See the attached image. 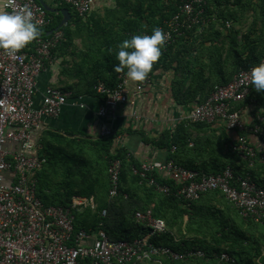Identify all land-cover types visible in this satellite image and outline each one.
Segmentation results:
<instances>
[{
    "label": "built area",
    "instance_id": "2783aa9c",
    "mask_svg": "<svg viewBox=\"0 0 264 264\" xmlns=\"http://www.w3.org/2000/svg\"><path fill=\"white\" fill-rule=\"evenodd\" d=\"M57 1L69 5L82 19L88 17L95 4L94 0ZM25 4L32 9L33 19L40 22V29L47 30L53 25L54 16L38 0H6L3 11H15ZM207 5V0L182 1L177 12L164 22L162 29L167 37L163 48L174 45L190 32L202 34L212 20V15H207ZM226 26L230 27L229 22ZM64 40L65 33L59 29L38 38L32 53L22 49L15 56H8L0 51V264H140L160 263L161 257L171 262L205 258L204 251L198 248L179 252L154 245L151 237L165 233L167 227L163 220L153 218L150 211L137 212L135 216L149 229L147 234L134 241L114 240L102 229H77L75 213L84 208L95 209L93 199L71 202L68 206H46L39 198L37 175L43 162L33 154L37 149L32 137L34 129L42 119L57 117L68 103L85 106L81 96L48 87L41 108L34 109L37 79ZM253 66L240 69L230 82L217 86L207 99L197 102L182 121L186 126L221 123L228 132L236 133V138L227 146L228 151L236 154L248 168L254 167L257 159L264 164V154L259 155V149L251 141L252 137H257L264 143V118L260 116L256 100L259 92L250 83ZM118 79L114 87L102 82L94 87L103 97L97 115L104 121H114L118 108L138 97L149 82L145 79L131 87L124 72ZM247 110L251 113L250 122L244 118ZM101 134L104 138L115 135L110 126H103ZM9 143L19 144L22 152L6 150ZM156 163H143L139 169L134 168L133 173L157 192L173 194L188 204L208 193L219 192L244 220L264 223V186L248 171L238 175L228 165L222 172L208 174L187 169L174 160L154 166ZM4 173L13 175L12 183L4 182ZM121 173L122 161L111 160L108 168L110 202L120 194ZM157 176L173 181L176 189L172 191L169 185L160 184ZM106 215L104 210L102 217ZM214 257L223 263L231 261L226 253Z\"/></svg>",
    "mask_w": 264,
    "mask_h": 264
},
{
    "label": "crops",
    "instance_id": "0c3cea01",
    "mask_svg": "<svg viewBox=\"0 0 264 264\" xmlns=\"http://www.w3.org/2000/svg\"><path fill=\"white\" fill-rule=\"evenodd\" d=\"M5 1L0 0V11H3ZM40 1L52 10L50 13L55 16L60 14L63 20L61 11L64 9H58L60 2L57 0ZM94 1L91 13L83 21L94 26L98 23L99 28L76 29L73 27L71 41L66 42L65 37V43L63 42L53 52L52 60L46 62L45 70L37 79L34 109L41 108L48 87L72 92L74 95L77 93L76 96H81L82 103L85 105L82 108L68 103L63 106L57 117L42 119L39 127L34 129L32 137L37 149L33 154L39 158L43 157L44 159L40 158V160L47 165L43 174L41 195L43 194L47 201L54 203L57 202V195L65 196L68 189L64 186L66 177L61 174V171L63 173L62 164H66L70 158L69 162L75 165L73 159L75 156H81L80 150L88 151L91 143L104 138L101 134L103 126H110L115 133L114 136L107 137L113 141L112 153L124 148L140 165L147 162L174 160L187 169L205 173H215L224 165L232 163L236 170L243 169L244 163L231 154L227 147L228 143L236 138V133L228 132L221 123L188 125L184 131L186 142L183 146L169 148L158 144L159 140L164 137L163 135L170 136L174 133L178 124L182 123L183 119L193 111L197 102L207 99L217 86L224 85L221 83L226 84L232 80L235 75L232 71L233 67L227 71L224 67L226 56L222 53L223 40H227V45L230 44L233 34L226 35L225 30H222L218 24H214L213 29L199 35L190 32L183 38L182 45L175 46L178 48L176 52L180 53L182 59L180 65L177 66L174 63L172 68L165 67L169 57L162 59L160 64L152 68L147 76L146 79H149V82L145 85L143 92L134 100L131 99L128 104L120 106L114 121H104L97 115L103 97L97 93H87L90 83L97 80L98 83L102 82L97 79L99 77L93 71L96 68L95 62L105 61L102 55H97V52L100 49L105 50L109 43H112L109 39H112L115 33L121 32L122 23L132 18L134 6L138 0ZM163 3L168 5L169 2L162 0L160 4ZM45 31L46 29H40L39 38L46 34ZM217 37L221 44L212 48L210 45ZM36 41L26 46L23 51L28 54L32 53L36 47ZM186 51L188 54L183 56L182 53ZM236 63L237 61L234 60L233 66ZM128 82L131 87L135 84L129 79ZM261 94H264V90L257 93V95ZM244 118L246 122L251 121V113L248 110ZM180 135L183 136L182 133ZM251 141L257 148L264 147V143H261L257 137H252ZM5 148L12 152H22L19 144L15 143H9ZM26 154L31 155L32 153ZM56 171L59 172L56 173ZM3 178L7 184L14 180L11 173H4ZM94 195L101 194L95 192ZM94 195L82 197L75 194L71 202H85L93 199L96 204ZM148 197L147 194L138 190V203H144ZM150 200L154 205L156 199L151 198ZM223 202L221 197L211 194L203 197L197 207L203 212L210 208L224 210ZM188 219V216H185L182 227L183 235L169 228L171 233L165 232L170 236L173 244L191 242L195 238L203 239L186 230L185 225Z\"/></svg>",
    "mask_w": 264,
    "mask_h": 264
},
{
    "label": "trees",
    "instance_id": "16d2710c",
    "mask_svg": "<svg viewBox=\"0 0 264 264\" xmlns=\"http://www.w3.org/2000/svg\"><path fill=\"white\" fill-rule=\"evenodd\" d=\"M161 1V0H160ZM182 1L178 0L175 3L168 5L158 4L159 0H139L134 6L132 18L124 21L121 27L120 33H115L112 39H109L112 43H109L107 48L102 51L100 49L97 55H102L104 62H95L96 68L93 69L95 73L103 83L109 87H114L119 82V75L122 73H116L113 71V65L117 64L115 56L118 51V46L124 39H128L133 35L138 34H151V30L155 27H164V22L168 21L178 10V6L182 4ZM217 3L219 0H216ZM222 1V0H220ZM207 15H215L218 19V26H223L222 15L215 9V5L212 4L211 0H207ZM221 3V2H220ZM220 6V5H219ZM58 9H67L71 14V19L61 30L65 33L66 42H70L73 38V30L88 27V23H84L83 19L80 18L73 9L64 3H61ZM50 13V12H49ZM52 14V13H50ZM54 16L53 25L47 29L42 36L48 35L49 31L55 30L59 27L62 20V16L59 14ZM225 23V21H224ZM75 33V32H74ZM250 34L253 35L251 32ZM256 39L251 43L244 45L240 52L235 51L233 53L234 60L237 61L233 66V74H236L240 69H247L259 63L264 57V9L261 15V29ZM249 39V34L246 40ZM183 38L168 47L162 49L159 60L153 65L156 68L157 64H160L162 59H167L174 49L175 46L182 45L180 41ZM65 43V42H64ZM107 45V43L105 44ZM244 55V57H243ZM106 74V76H105ZM232 74V75H233ZM231 75V76H232ZM98 84V80L89 84L87 93H96L95 86ZM225 84V83H221ZM227 84V83H226ZM77 95V93H75ZM259 110L264 112V94L256 95ZM264 115V113H263ZM187 128L186 123H179L174 133L170 136L167 134L159 140L158 144L168 146L169 148L179 145H184L186 137H184V131ZM264 129V124H263ZM182 133L183 136L180 135ZM112 139L102 138L100 141L90 144L88 150L95 160L91 161L85 156L88 151L80 150L81 156L74 157L73 161L76 165L73 168L71 159L69 158L66 164H62L63 176L66 177L64 184L65 188L68 189L65 196L60 194L56 196L57 202H49L41 193L43 192V174L45 172V165L37 175L38 178V196L46 206H68L71 203V198L75 194L80 196L90 197L95 192H99L101 195L95 196L96 208H84L80 212H76L77 229L83 228L86 230L96 231L98 229L104 230L111 239L123 240V241H134L135 239L141 238L147 234L149 230L145 225L139 223L135 216L137 212L150 211L151 215L155 219L163 220L167 227V233L175 230L180 235H183L184 218L188 216L186 222V230L196 234L197 237L203 238L202 240L196 239L191 242H183V244H173L170 240V236L167 233L160 235H154L150 241L157 246H167L175 251L184 252L190 249H201L205 253V258L195 259L185 262H171L165 257H161L160 263L157 261H146L144 263L149 264H264V236L251 237L248 235L249 227L257 231L260 227L264 229V223L258 224L251 220H244L232 205L225 199V197L219 192H211L205 195L206 197L215 194L224 201V210H218L216 208H210L208 211L203 212L202 209L197 207V204L201 202V199L191 204L185 203L183 200H179L173 194L166 195L164 193L157 192L153 187L147 186L146 182L140 178V176L133 173V169H139L140 164L129 157L128 151L121 148L117 152L112 153ZM229 144V143H228ZM259 155L264 154V150L258 148ZM230 152V151H229ZM233 154V153H231ZM236 158H240L233 154ZM44 159L43 157H40ZM120 159L122 161V173H121V187L120 194L115 200L110 202L108 192L110 189V178L108 175V168L111 160ZM103 160L107 162L105 167H101ZM70 163V164H69ZM244 163V162H243ZM228 165H224L223 168L215 173L222 172ZM234 168L236 174L244 175L247 171L252 178L261 186H264V174L259 175L257 168L264 167V164L256 160L254 167L248 168L244 163V168L240 171L236 170L233 163L230 165ZM61 170V169H59ZM99 171V172H98ZM59 171H56L58 173ZM208 173V174H215ZM101 174H104L102 177ZM160 184L169 185L172 191L176 189V185L173 181L163 180L156 177ZM138 190L147 194L148 199L140 204L138 203ZM127 195V197H125ZM151 198L156 199L154 205H152ZM107 212L106 217H102L103 211ZM243 221L248 228L245 231L240 225ZM171 231H169V229ZM256 236V235H255ZM258 238V239H256ZM225 246V247H224ZM225 252L231 257V261L228 263L220 262L214 257L215 254L221 255ZM141 264V263H140Z\"/></svg>",
    "mask_w": 264,
    "mask_h": 264
},
{
    "label": "clouds",
    "instance_id": "9594fccd",
    "mask_svg": "<svg viewBox=\"0 0 264 264\" xmlns=\"http://www.w3.org/2000/svg\"><path fill=\"white\" fill-rule=\"evenodd\" d=\"M39 21L33 19L32 9L25 4L15 11H0V51L15 56L41 35ZM167 33L155 27L151 34L133 35L118 45L116 73L124 72L133 82L144 81L159 60ZM250 83L256 92L264 90V60L250 69ZM158 166V162L154 165Z\"/></svg>",
    "mask_w": 264,
    "mask_h": 264
},
{
    "label": "rangeland",
    "instance_id": "374dc122",
    "mask_svg": "<svg viewBox=\"0 0 264 264\" xmlns=\"http://www.w3.org/2000/svg\"><path fill=\"white\" fill-rule=\"evenodd\" d=\"M165 1H168L169 2L168 4H170V3H175L178 0H165ZM161 2H162V0L161 1L159 0L158 4H160ZM211 2L213 5H215V9L220 13V15H222V19H224V21H225V23H224V21L222 22L223 26H220L221 29L225 30V34L227 33L226 35H228V36L230 35V33L233 34V38H232L233 40L230 44L227 45V42H226L227 40H223L224 50H223L222 55L226 56L225 57L226 61L224 62V67H226L227 71H228V69L229 70L232 69V67L234 65L233 53L235 51L240 52L242 50V48L244 47V45H246L247 43H251L253 40L256 39L255 37H257V36H253V35H258L259 29H261L260 28L261 27V15H262V11L264 9V0H222V1H219L218 3L216 0H211ZM164 3L166 4V2H164ZM248 16H249V18H248ZM226 22H229V25H230L229 28L226 26ZM218 23L219 22H218L217 16L212 15V20L209 23V25L205 28L204 31L213 29L214 24H218ZM98 26H99L98 23L95 26L91 25L90 23L88 25V27L89 28L92 27V29H94L95 27L99 28ZM100 28H102V27H100ZM251 32L253 33V35L250 34ZM248 34H249V39L246 40V37ZM219 37H217L216 39H214L212 41V43L210 45V46H212V48H216L217 45L221 44ZM196 43H198V42H196ZM180 44H182V41H180ZM179 47L181 48L182 46H179ZM177 49H174L172 54L169 56L167 62L165 63V67L172 68L174 63L177 64V66L180 65L182 59L180 58V53L176 52ZM186 53L188 54V51L183 52L182 53L183 56ZM195 63H196V60H195ZM261 112L262 111L259 110L260 116L262 118H264V115H263L264 112L263 113H261ZM85 156H87L88 159H90L91 161H93L95 159V157L93 158V156L91 155V153L89 151L85 153ZM106 164H107V162H105L103 160L101 167H105ZM261 164H263V163H261ZM72 166H73V168H75L76 165H72ZM256 171L259 172V175L264 174V167H259V168H257ZM61 174H62V171H61ZM101 176L103 177L104 174H101ZM238 222L240 223V221H238ZM240 224H241L240 226L242 228L244 227L243 229H245V231H248V229H246V228H248V226L243 221ZM252 230H254V229L253 228L251 229L249 227L248 235L251 237L250 238L251 241L253 240L252 237H257V236L259 237L261 235V238H262L264 236V229L263 228L260 227L257 231H252ZM256 239H258V238H256ZM223 253H225V252H223Z\"/></svg>",
    "mask_w": 264,
    "mask_h": 264
},
{
    "label": "water",
    "instance_id": "95a60500",
    "mask_svg": "<svg viewBox=\"0 0 264 264\" xmlns=\"http://www.w3.org/2000/svg\"><path fill=\"white\" fill-rule=\"evenodd\" d=\"M39 2L41 3L42 6H44V8L48 11V12H52L51 9L48 8L47 5H45L44 2L40 1ZM62 15H63V20L61 21L60 25L58 28H56L55 30H59L61 28H63L65 26V24H67V22L69 21L70 19V13L67 9H64L61 11ZM55 30H51L50 33L48 35H51Z\"/></svg>",
    "mask_w": 264,
    "mask_h": 264
}]
</instances>
